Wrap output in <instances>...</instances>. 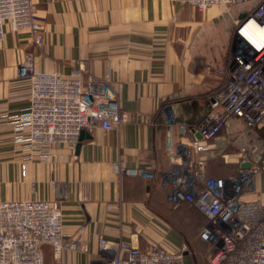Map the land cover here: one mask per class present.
I'll use <instances>...</instances> for the list:
<instances>
[{"label":"crops","instance_id":"1","mask_svg":"<svg viewBox=\"0 0 264 264\" xmlns=\"http://www.w3.org/2000/svg\"><path fill=\"white\" fill-rule=\"evenodd\" d=\"M32 1L43 43L9 27L0 42V200L45 198L60 204L62 229L79 243L63 252L60 264H93L100 236L141 247L181 243L157 215L162 210L157 200L166 197L158 186L165 184L162 176L170 166L166 123L207 111L230 67L238 13L220 6L198 10L182 0ZM29 52L37 72L68 74L80 67L84 78L107 79L106 93L117 99L127 121L85 131L88 136L73 147L58 143L47 159L22 150L12 140L6 114L27 104L30 79L18 75V64ZM237 123L228 121L225 133L236 132ZM252 134L258 143V134ZM117 162L151 170L154 177L121 173ZM257 185L264 188V176ZM51 256L46 245L45 264Z\"/></svg>","mask_w":264,"mask_h":264},{"label":"built area","instance_id":"2","mask_svg":"<svg viewBox=\"0 0 264 264\" xmlns=\"http://www.w3.org/2000/svg\"><path fill=\"white\" fill-rule=\"evenodd\" d=\"M182 1L198 10L212 6L235 10L238 17L230 67L225 81L212 93L207 111L199 118L166 123L170 166L162 180L169 185L167 196L173 204L188 202L205 216L199 229L211 250L205 264H264V188L257 185L256 166L264 150L257 156L243 152L235 172L208 173L216 148L212 141L220 137L228 121L237 120L251 132L264 129V0ZM36 11L32 0H0V42L9 27L29 31L33 42L42 44L43 24ZM18 75L30 79L28 101L6 114V119L12 140L41 159H47L58 143L75 146L82 130L114 128L128 119L117 99L107 95L108 80L84 78L80 67L68 74L37 72L29 52L18 64ZM244 161H250V166L241 167ZM116 167L121 173L154 177L151 170L118 162ZM62 217L54 200H0V264H45L46 245L60 264L65 250L79 247L77 239L64 233ZM186 248L185 242L141 247L100 236L93 264H186Z\"/></svg>","mask_w":264,"mask_h":264},{"label":"rangeland","instance_id":"3","mask_svg":"<svg viewBox=\"0 0 264 264\" xmlns=\"http://www.w3.org/2000/svg\"><path fill=\"white\" fill-rule=\"evenodd\" d=\"M235 127L237 128L235 134L225 133V130L222 129L220 137L214 140V142L212 141V143L216 145V148H214V156L208 161L209 171H214V173L225 176L228 173L236 171V164L243 152H246L247 156H250L251 154L254 156L262 154V150H264V143L262 142L264 141L259 140L257 143L256 139L253 138L252 132L249 131L248 133V131L243 130V126L239 125V123H237ZM255 146L257 149L251 151ZM256 166L259 168L257 176L259 178L260 176H264V158L259 159ZM159 189L163 192L164 197L166 196V201L164 199L163 202L157 200V205L162 207V216L175 223L180 221L181 224L186 227L187 239L195 246V253L199 258L200 263H206L211 251L210 246L199 240L197 236L198 227L205 221V219L192 205L182 202L179 204H173L167 196L169 190V185L167 183L159 185L158 190ZM160 220L163 219L160 218ZM169 226L175 233L174 228L171 225ZM164 230L165 229L162 231L164 232ZM162 234L164 235L165 233ZM175 234H178L177 231ZM51 264H56L53 258L51 259Z\"/></svg>","mask_w":264,"mask_h":264},{"label":"trees","instance_id":"4","mask_svg":"<svg viewBox=\"0 0 264 264\" xmlns=\"http://www.w3.org/2000/svg\"><path fill=\"white\" fill-rule=\"evenodd\" d=\"M224 129V128H222ZM257 134L259 136V140H262L264 141V129H261V130H258L257 131ZM264 143V142H262ZM182 203H187L189 205H192L188 202H182ZM194 207V209L201 214V216H203V218L205 219V216L199 211L197 210V208L192 205ZM157 215L162 218L168 225H171L175 231H177V233L181 236L182 238V242H185L186 245H187V248H186V253H185V261H186V258L188 257L191 261L192 264H201L200 263V260L199 258L197 257V254L195 253V246L189 242V240L187 239V233H186V227L184 225L181 224V222H172L170 221L169 219L165 218L164 216H162V213L161 211H158L157 212ZM175 219H176V216H175ZM178 221V220H177ZM205 222V221H204ZM201 223L198 227V231H197V236L199 238V240H201L203 243H207L206 241H204L200 236H199V229L201 228V226L204 224ZM208 244V243H207ZM209 245V244H208ZM193 250V251H192ZM187 262V261H186ZM187 264V263H186ZM205 264V262L203 263Z\"/></svg>","mask_w":264,"mask_h":264},{"label":"water","instance_id":"5","mask_svg":"<svg viewBox=\"0 0 264 264\" xmlns=\"http://www.w3.org/2000/svg\"><path fill=\"white\" fill-rule=\"evenodd\" d=\"M239 16H240V17L243 16V13H241ZM84 135L88 136V134H86V132H85L84 130H82V131L80 132V135H79V140H81V139L83 138ZM197 137H200L199 134H197ZM250 164H251L250 161H244V162H242L240 165H241V167H249Z\"/></svg>","mask_w":264,"mask_h":264}]
</instances>
